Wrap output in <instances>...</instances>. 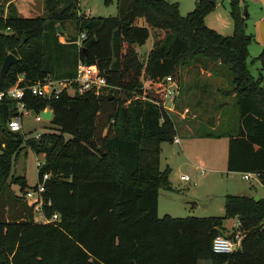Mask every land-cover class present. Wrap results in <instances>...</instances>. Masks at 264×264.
I'll use <instances>...</instances> for the list:
<instances>
[{
  "label": "trees",
  "instance_id": "1",
  "mask_svg": "<svg viewBox=\"0 0 264 264\" xmlns=\"http://www.w3.org/2000/svg\"><path fill=\"white\" fill-rule=\"evenodd\" d=\"M80 1L44 0L43 17H22L15 0H0V71L8 54L19 59L0 77V92L20 78L22 87L50 76L73 79L79 63L96 67L108 83L99 96L63 91L47 100L27 93V108L38 114L50 107L49 124L58 129H48L38 141L10 132L16 102L6 97L0 104V204L21 199L13 185L20 193L33 188L26 176L11 175L13 161L27 146L46 154L38 171L39 181L50 175L43 215L59 216L56 222H37L38 201L27 199L20 218L0 217V264H264V198L227 195L224 217L158 213L160 190H172L170 169H160L161 145L177 135L174 114L163 108L167 79L182 86L185 96L208 91L207 85L184 87L185 69L228 80L216 92L233 98L236 108L220 103L219 122L209 121L206 131L191 137L228 138V172L256 175L264 187V51L249 62L254 36L247 32L249 15L240 0H230L231 36L205 24L216 9L210 0H201L186 16L167 0H116L117 16L110 18H79ZM57 26L66 43L59 41ZM82 33L88 38L84 45L96 40L86 52L72 43ZM153 33L151 50L140 57L138 48ZM256 61L262 64L257 77L250 71ZM226 118L229 126L220 122ZM235 217L247 231L241 248L215 254L213 240L225 235L223 222Z\"/></svg>",
  "mask_w": 264,
  "mask_h": 264
},
{
  "label": "rangeland",
  "instance_id": "2",
  "mask_svg": "<svg viewBox=\"0 0 264 264\" xmlns=\"http://www.w3.org/2000/svg\"><path fill=\"white\" fill-rule=\"evenodd\" d=\"M167 1L178 3L181 14L186 16L196 9L197 4L201 0ZM240 4L241 6H247L250 14L251 11L260 9V6L258 5L262 3L260 0L258 4H255L253 0H240ZM14 5L17 7L18 13L22 17H43L46 13L44 0H15ZM81 8L83 10H91L92 17L110 18L117 16L116 0H113V2L109 4H106L105 0H81ZM253 16L254 13L247 22V32L254 36V41L249 48V62L259 55V47L255 36V17ZM141 23L144 25L143 21H141ZM205 24L223 36H231L234 31V23L230 15V0H218L216 9L206 17ZM66 27H68L67 35L74 33L71 26L67 24ZM155 39L156 35L153 33L147 44L143 48H138L137 51H139L138 54L140 57L144 58L146 56L149 47L154 43ZM59 41L61 43H63V41L65 42L62 37H59ZM250 71L255 77L257 76L256 68L252 67V64H250ZM182 75V85L184 87L186 84L191 87H194L196 84L200 86H208V91L206 93L202 92V90L196 89L193 94L186 96L184 95V88L181 86L180 89V86H178L180 89L178 104H180V107L184 106V111L186 110V107H188L193 111L192 113L196 114L192 117L194 118V121L186 123V125L192 129L191 132L188 131L189 133L193 134L194 132L198 133L206 131V127H210L209 121L211 120L217 124L219 122L220 111L216 109V106L222 102H228V104H230V110H236L233 98L222 99L216 92L218 88L228 85V80H225V78L218 79L211 77L207 72H202L200 75L199 71L195 68L183 70ZM50 78L57 80L53 76H50ZM71 93L75 92L71 91ZM173 114L175 116L176 127L180 132L181 129H185L186 125L179 121L181 117L177 113ZM189 116L191 117L192 114ZM220 122L225 123L226 126H229L231 123L228 121V118L221 119ZM233 126L234 129H236L237 124H233ZM48 129L58 130L49 123H36L35 114L33 112H30L29 115L24 118V130L26 136ZM228 129L230 130V128ZM183 131L185 132V135L180 134V138L183 139L182 146H184L186 155L183 154L178 145H170L168 143L162 145L163 152L161 154V169H165V164L167 160H169L172 168L170 181L176 191L173 194L163 191L161 195L160 214L164 215L165 213H171L173 217L176 218L224 217V204L227 195L264 198V187L261 185L257 177H254L250 181H246L242 178V174L228 172L226 165L227 152L225 151V145L228 142V138L223 141L197 140L196 143H190V141H187L190 138L187 136L186 131ZM65 138L68 139V136L65 135ZM192 138L195 139L194 137ZM39 160H42V156L34 153L26 146L23 151L20 152L17 159L13 161L11 175L14 177L26 176L29 186L34 189L38 183L37 164ZM201 170L205 172L204 175H201ZM181 175H188L192 180L190 182H183L180 180ZM12 190L13 194L21 197V199L17 202L13 201V203L10 204L6 201H4L5 205L3 203L0 204V217L5 220L14 216L20 218L21 211L24 208L23 204L26 203L29 205L28 203L31 202H28L25 197L28 189L26 192L20 193L19 187L13 185ZM9 196V194L6 195V198H9ZM33 214L34 219L37 222H45L42 210H36L35 208ZM238 220L239 218L235 217L223 222L225 235L231 234L232 228ZM243 231L244 235H246L247 231ZM200 264L212 263L204 261L200 262Z\"/></svg>",
  "mask_w": 264,
  "mask_h": 264
},
{
  "label": "built area",
  "instance_id": "3",
  "mask_svg": "<svg viewBox=\"0 0 264 264\" xmlns=\"http://www.w3.org/2000/svg\"><path fill=\"white\" fill-rule=\"evenodd\" d=\"M78 17L79 18H90L91 10L81 8V1L79 4L78 9ZM86 33H82L75 41L72 43L78 46L79 48L84 47V42L87 40ZM66 43V40L65 42ZM23 81V78L19 79V82L8 89L7 91L0 92V104L3 102L4 98H10L16 102V112L14 117L8 123V129L10 132L15 134H20L24 137V141H31L35 140L38 141L42 138L43 135H49L50 131L43 130L38 131L29 136L25 135L24 130V118L29 115L31 112L27 108L26 104V95L30 93L34 97H42L49 100L52 97L58 98V96L63 91H68L71 95L75 94H85L88 92H93L97 96H99L105 88H108L107 79L103 77L98 69L93 66L86 65L84 63H79L76 77L69 80H55L52 78H46L43 81H39L33 83L31 85H26L24 87L20 86V83ZM168 82L173 84V87H169L166 89L165 92V99L166 102L163 105V108L166 112L169 113V109L175 104L177 97L179 96L180 89L176 83H174L171 79H167ZM71 91L75 93H71ZM47 109V108H46ZM171 110V109H170ZM35 114V113H34ZM35 122L36 123H49L48 121L44 120L40 113L35 114ZM175 143H180L178 139H175ZM42 156V160L38 161V171L42 169L45 165V157L46 154H40ZM44 160V162H43ZM205 172L201 170V175H204ZM254 177H258L253 174H243V179L246 181H250ZM50 179L49 174H44L42 181L38 180L37 187L29 189L26 192V199L37 200L38 203L36 205V210H42L43 213V206L46 202L43 199V193L45 192V184L46 181ZM180 180L183 182H190L192 179L188 175H184L180 177ZM51 205V203H48ZM59 220V216L54 214L51 219L45 218L44 223H51L56 222ZM245 237L244 231L242 228V222L240 219L234 224L232 228V232L230 235H219L213 240L212 249L213 252L217 255H231L235 253L237 250L241 248L243 238Z\"/></svg>",
  "mask_w": 264,
  "mask_h": 264
},
{
  "label": "crops",
  "instance_id": "4",
  "mask_svg": "<svg viewBox=\"0 0 264 264\" xmlns=\"http://www.w3.org/2000/svg\"><path fill=\"white\" fill-rule=\"evenodd\" d=\"M254 1V3L255 4H258L259 3V0H253ZM261 1V3L262 4H259L258 6H260V9H255L254 11H251L250 12V14H249V11H248V8H247V6H242V10L246 13H248V15H249V19L251 18V16L253 15V13H254V16L253 17H255V24H256V26H255V36H256V41H257V44H258V47H259V55H257L256 57H254L253 59H256V58H258L259 56H260V54L264 51V0H260ZM217 5H218V0H217ZM216 5V6H217ZM180 12H181V10H180ZM248 19V20H249ZM248 20H247V22H248ZM141 25H143L142 23H141ZM62 39H64V40H66L65 39V37H63L62 36ZM64 42V41H63ZM152 46H153V43L151 44V46L149 47V49H148V51H150L151 50V48H152ZM250 48V47H249ZM263 64H264V60H263ZM252 67H255L256 68V75L258 76V74H259V71H260V69L262 68V64L260 63V62H258V61H256L255 63H252ZM256 76V77H257ZM168 86L169 87H173V84L171 83V82H168ZM178 98H179V96L177 97V99H176V102H175V104L169 109V113H177L181 118L179 119V121L180 122H183V124H185L186 125V123H189V122H191V121H194V118H192V117H194L196 114L195 113H192L193 111H191L188 107H186V110L184 111V109L185 108H183V107H180V104H178ZM185 112V113H184ZM187 113H189V114H187ZM190 114H192V116L190 117L189 115ZM183 130H185L186 131V134H187V136L190 138L189 140H187V141H190V143H196V141L197 140H207V141H209V140H214V141H223L224 139H227V138H221V139H208V138H199V139H193L191 136H194V135H196V133L194 132L193 134L192 133H189V132H191V130L192 129H190L189 127H188V125H186L185 126V129H181L180 130V132L178 131V129H177V135H176V137L174 138V141L172 142V143H168V144H170V145H178V146H180V148H181V150H182V152H183V154H185L186 155V153H185V150H184V146H182V140L183 139H181L180 137H181V135L180 134H184L185 135V132L183 131ZM195 130V129H194ZM193 130V131H194ZM189 131V132H188ZM175 139H178L179 141H180V143H175ZM163 144H166V143H163ZM162 144V145H163ZM162 145H161V153H160V169H161V154H162V152H163V148H162ZM228 149H229V139H228V142H227V144L225 145V151L227 152V155H226V165H227V163H228ZM202 152V151H201ZM188 157V156H187ZM167 168H169L170 169V171L172 172V168H171V163H170V161L169 160H167V162H166V164H165V169H167ZM164 169V170H165ZM164 170H162L161 169V171H164ZM171 172H170V175H171ZM241 174V173H240ZM181 176H184V175H181ZM180 176V177H181ZM242 178H243V174H242ZM258 178V177H257ZM169 179H170V176H169ZM171 182V181H170ZM171 187H172V190L170 191V190H160V192H159V211H158V213H159V217L160 218H162V217H164V216H170V217H173V215L170 213H165L164 215H162V214H160V211H161V195H162V193H163V191H167L168 193H170V194H173L175 191H176V189H175V187L172 185V183H171ZM170 197V196H169ZM173 218H176V217H173ZM201 262H204V261H201ZM205 262H208V261H205ZM200 264V263H199Z\"/></svg>",
  "mask_w": 264,
  "mask_h": 264
},
{
  "label": "water",
  "instance_id": "5",
  "mask_svg": "<svg viewBox=\"0 0 264 264\" xmlns=\"http://www.w3.org/2000/svg\"><path fill=\"white\" fill-rule=\"evenodd\" d=\"M210 2L213 4V5H217V0H210ZM248 16V13L246 12L245 13V17ZM57 31H58V34L60 36H64L65 34V31L63 30V28L61 26H57ZM95 38L89 40L83 47V51L86 52L87 51V48L93 44L95 42ZM23 43L25 42V39H23L22 41ZM19 62V59L14 55V54H8L7 57L5 58L4 60V63L2 65V68H1V71H0V77L3 79L5 78V76L7 75L9 69L11 68L12 65L14 64H17ZM114 92V89H111L110 90V93L112 94ZM40 116L48 121V122H51L52 119H53V110L50 108V107H47V109L43 110L42 112H40ZM255 200L256 201H259L260 198L259 197H255Z\"/></svg>",
  "mask_w": 264,
  "mask_h": 264
}]
</instances>
